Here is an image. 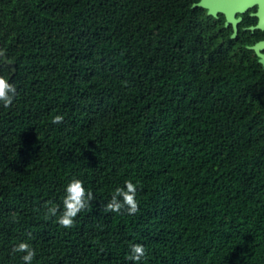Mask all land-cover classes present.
<instances>
[{
  "label": "trees",
  "instance_id": "trees-1",
  "mask_svg": "<svg viewBox=\"0 0 264 264\" xmlns=\"http://www.w3.org/2000/svg\"><path fill=\"white\" fill-rule=\"evenodd\" d=\"M199 1L0 0L17 86L0 105V264H24L21 239L33 264H264L261 31ZM72 177L93 199L65 228L45 212ZM126 179L138 211L106 210Z\"/></svg>",
  "mask_w": 264,
  "mask_h": 264
},
{
  "label": "clouds",
  "instance_id": "clouds-1",
  "mask_svg": "<svg viewBox=\"0 0 264 264\" xmlns=\"http://www.w3.org/2000/svg\"><path fill=\"white\" fill-rule=\"evenodd\" d=\"M17 95V86L10 79L8 72L0 71V105L10 106ZM64 116L57 113L52 117V122L58 124L62 122ZM137 183L126 179L123 185H117L111 193L104 207L111 212H120L125 209L128 214H134L138 211V201L136 199ZM93 199V193L84 186V182L77 178H70L64 185L61 205H52L47 207L45 216L55 217L56 222L65 227H71L77 214L88 206ZM58 210L60 215H56ZM13 253H20V259L24 264H33L36 256V249L26 239H21L12 245ZM145 256V248L141 243L130 245L127 258L133 262H139Z\"/></svg>",
  "mask_w": 264,
  "mask_h": 264
},
{
  "label": "water",
  "instance_id": "water-1",
  "mask_svg": "<svg viewBox=\"0 0 264 264\" xmlns=\"http://www.w3.org/2000/svg\"><path fill=\"white\" fill-rule=\"evenodd\" d=\"M254 3H257L258 10L256 15L259 17L256 27L264 25V0H200L199 5L208 9L213 15L222 13L225 16L226 24L231 23L233 26V34L237 32V22L239 17H236L237 12H244ZM264 46V41L253 45L255 51L259 54V49Z\"/></svg>",
  "mask_w": 264,
  "mask_h": 264
},
{
  "label": "flooded vegetation",
  "instance_id": "flooded-vegetation-1",
  "mask_svg": "<svg viewBox=\"0 0 264 264\" xmlns=\"http://www.w3.org/2000/svg\"><path fill=\"white\" fill-rule=\"evenodd\" d=\"M257 10H258V6H257V3H254L252 6H250L246 11H244V12H237L236 13V17H239L240 19H239V21L237 22V24L242 20V15L243 14H246V13H248L249 14V16H252V17H256V21H255V23L254 24H251V25H248V27H250L251 28V30L253 31L255 28H257V29H260V31H261V33H260V36L261 37H259L258 38V40H256V42L253 44V45H255L256 43H258V42H262V41H264V25L262 26V27H256V25H257V23H258V19H259V17L256 15V13H257ZM220 13V12H219ZM218 14V13H217ZM216 14V15H217ZM224 15V14H223ZM229 24H231V23H229ZM232 25V24H231ZM253 45L251 46L252 48H253ZM254 49V48H253ZM254 51H255V49H254ZM255 53L258 55V57H259V60H260V62H261V64H262V66L264 67V46L263 47H261L260 49H259V54L255 51Z\"/></svg>",
  "mask_w": 264,
  "mask_h": 264
}]
</instances>
